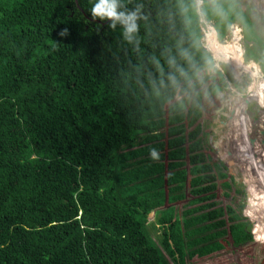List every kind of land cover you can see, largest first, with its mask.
Wrapping results in <instances>:
<instances>
[{
	"label": "trees",
	"instance_id": "trees-1",
	"mask_svg": "<svg viewBox=\"0 0 264 264\" xmlns=\"http://www.w3.org/2000/svg\"><path fill=\"white\" fill-rule=\"evenodd\" d=\"M201 1L219 40L237 20L247 28L233 0ZM94 3L0 0V264H186L222 251L227 233L237 243L250 225L242 206L216 207L232 180L209 167L216 142L201 130L218 86L198 77L213 61L198 51L195 0H120L139 10L132 42ZM250 40L244 62L263 70Z\"/></svg>",
	"mask_w": 264,
	"mask_h": 264
},
{
	"label": "rangeland",
	"instance_id": "rangeland-1",
	"mask_svg": "<svg viewBox=\"0 0 264 264\" xmlns=\"http://www.w3.org/2000/svg\"><path fill=\"white\" fill-rule=\"evenodd\" d=\"M206 1L210 2V0ZM232 3L240 10L244 8L243 6H250L247 7V16L246 14L243 15L242 20L247 24V28H243V34L242 29L238 28L239 20H237L233 23L235 25H229L232 38L228 39L226 35L221 40L216 41L213 38L214 29L204 28L200 24L199 33L202 38L199 43L203 48L200 47V50L196 48L197 55V50L200 55L208 53L213 57L218 52L233 53V46L236 43L233 39L241 37L243 43L249 45L252 43L250 39L253 37L258 39V43L253 44L250 50L252 54L258 56L257 58H262V55H264V0H233ZM209 25H212V23H209ZM213 43L214 45H211ZM187 45L186 43L182 44V46H186L194 52L193 44ZM243 53L239 54L240 58L243 57ZM232 57H224L231 66L230 62L235 60ZM198 61L205 62L207 58H201ZM216 61L213 59L212 66L198 75L200 78L212 76L213 79L207 81L206 85L208 86L209 82L213 80V87L218 86L217 90H214L210 95L214 106L213 111L209 112L211 115L210 120L203 124L204 126H201V130H210L211 132V134H206V141L213 142L214 140L216 142L214 147L209 145L208 150L211 152L209 156L211 161L214 162L209 167L215 168L221 176H223L225 170L228 171L226 180L228 182L232 180V184L229 182L231 188L228 187L227 190L221 187L220 182L218 183L214 202H216V207L225 210L229 207L234 213H238L237 207L242 206L241 216L250 225L248 229H244L242 239L247 233L251 237V241L243 245L240 244L242 240L240 239L236 243L237 239H233V236L227 233L220 244L223 247L222 251L207 257L194 258L187 261L186 264H264V204L262 202L261 204L258 203V207L262 208L254 210L256 204L252 206L250 199V185L253 187V198L264 196V183L253 166L259 162L258 166L263 164L262 170H264V148L262 145L264 144V69L262 70L256 62L244 63L243 69H247L248 73H254L252 69L248 70L249 67L253 66L256 69L257 74L252 75L254 81H252L250 74L241 73L240 67H238L234 69L236 73H233V80L236 84L234 86L227 80L228 76L222 69L221 65L224 63H218V59ZM223 89L225 91L222 92ZM169 102L172 103V101ZM184 122L187 123V120L185 119ZM206 126H210V128ZM189 132H191L190 128L187 129V133ZM251 139L257 147L255 161L252 160L254 153ZM214 149L215 154H213ZM184 202L182 201L174 206L178 215L183 210L181 207ZM151 221H153V213L148 218V222ZM151 235L155 236V231L152 230ZM166 258L170 263L173 262L170 261L168 256Z\"/></svg>",
	"mask_w": 264,
	"mask_h": 264
},
{
	"label": "clouds",
	"instance_id": "clouds-1",
	"mask_svg": "<svg viewBox=\"0 0 264 264\" xmlns=\"http://www.w3.org/2000/svg\"><path fill=\"white\" fill-rule=\"evenodd\" d=\"M204 2L208 3L206 0H204ZM195 4H196V8H197V13L200 16L199 25L201 24L204 28H212V29H214L215 34H214L213 38L216 41L219 40L218 39V35H217V30H216V28L214 26V22L213 21L206 22L205 20H203V18L200 15V8L203 5V2L201 0H195ZM208 4L210 5V7H212V9L215 7L214 0L213 1L210 0V2ZM243 7L244 8L242 10H240L238 8V10L240 11V14L242 13L241 19H242V16L244 15L243 11L245 10L246 12H248L247 11V7H250V6L246 5V6H243ZM120 8H121L120 0H95V3L91 7V15H92L93 18H98L102 22L103 21H108L109 23H108L107 26L110 29L115 30L117 25H120V27L122 28V35H123L124 39H126L129 42H132V41L135 40L136 34L138 33V30H139V26H138V23H137V21L140 19L139 10L137 9V10H133V11H121ZM209 23H212V25H209ZM231 25H235V24H231ZM238 28H241V27L238 26ZM245 28L246 27H244V29ZM230 30L231 29L228 27V31H227L228 39L232 38ZM242 34H243V32H242ZM61 35H67V29H64L62 31ZM225 36H226V34H225ZM201 38H202L201 34H200V38L199 39L196 38L197 46L198 45L201 46V44L199 43V40ZM233 40L236 41L235 46H233V49H234L233 53L218 52V53L214 54V57L211 56L212 61H213V59L215 61H216V59H218L219 60L218 63H224V64H227L229 66L232 79H233V73H236V70H234V67H232L230 64H228L226 62V60L224 59L225 56L231 58L232 55H234V57L232 59H235V60L238 61V66L240 67L239 69L241 70V73H244V72L248 73L247 69L246 70L243 69V67L245 66L244 65L245 62H244L243 57L242 58L239 57V54L243 53V51H244V45L245 44L243 43V38L239 37V38H235ZM211 45H214V43L211 44ZM250 45L251 44H249V46ZM180 55L186 57L187 53L186 52H181ZM167 63L169 65V68L171 69V68L176 66L177 62H176L175 57H169L168 60H167ZM216 64H217V61H216ZM224 64H222V65H224ZM219 65H221V64H219ZM250 69H252L254 71V73H248V74H250V76L252 78V75H256L257 71H256V69L253 66L248 68L249 71H250ZM176 72H179L180 74H183V70L178 68V67H176L175 72L170 71L169 74H168V79L170 81L175 82V80H176ZM252 81H254L253 78H252ZM263 82H264V80H263ZM261 136H263V135H261ZM251 141L253 142V139H251ZM253 144H254V142H253ZM262 145H263V148H264V144H262ZM150 155H151L152 158H157V156H158L157 150L156 149H151L150 150ZM246 244H248V243H246Z\"/></svg>",
	"mask_w": 264,
	"mask_h": 264
},
{
	"label": "bare ground",
	"instance_id": "bare-ground-1",
	"mask_svg": "<svg viewBox=\"0 0 264 264\" xmlns=\"http://www.w3.org/2000/svg\"><path fill=\"white\" fill-rule=\"evenodd\" d=\"M208 37H210V36H208ZM212 37V36H211ZM207 39V38H206ZM211 39V38H210ZM213 40V39H212ZM234 57V56H233ZM232 57V58H233ZM231 64H232V66L234 67V69H237L239 66H238V61L237 60H233V62L231 61L230 62ZM249 135H250V133H249ZM251 137V136H250ZM257 150V147L253 144V153H254V155H252L253 157H252V160L253 161H255V156H256V151ZM259 165V162L258 163H256L255 165H253L255 168H256V170H257V174L260 176V179H261V181L264 183V170H262V165L263 164H261L260 166H258ZM254 200H256L255 202H254ZM251 202H252V206H254L255 204V207H254V210H256L257 208H262V207H258V203L259 204H261V202H262V204H264V196H262V197H256V198H252V200H251ZM251 206V207H252ZM262 211V210H261Z\"/></svg>",
	"mask_w": 264,
	"mask_h": 264
},
{
	"label": "flooded vegetation",
	"instance_id": "flooded-vegetation-1",
	"mask_svg": "<svg viewBox=\"0 0 264 264\" xmlns=\"http://www.w3.org/2000/svg\"><path fill=\"white\" fill-rule=\"evenodd\" d=\"M249 134V133H248ZM253 145V144H252ZM250 194H251V200H252V198H253V196H254V194H253V187H252V185H250Z\"/></svg>",
	"mask_w": 264,
	"mask_h": 264
}]
</instances>
